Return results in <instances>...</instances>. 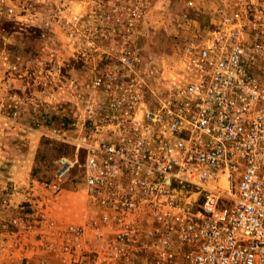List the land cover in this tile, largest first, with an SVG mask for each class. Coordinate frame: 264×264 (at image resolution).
<instances>
[{
	"label": "built area",
	"instance_id": "1",
	"mask_svg": "<svg viewBox=\"0 0 264 264\" xmlns=\"http://www.w3.org/2000/svg\"><path fill=\"white\" fill-rule=\"evenodd\" d=\"M155 1L53 2L85 74L57 80L81 111L32 121L74 149L54 160L46 189L61 193L81 170L87 208L80 222L47 203L29 213L44 224L30 245L49 259L39 264H264V0L224 2L186 54V79L165 90L144 49ZM34 4L0 0V21ZM27 217L0 233L33 234ZM12 245L0 243V264H14Z\"/></svg>",
	"mask_w": 264,
	"mask_h": 264
},
{
	"label": "rangeland",
	"instance_id": "2",
	"mask_svg": "<svg viewBox=\"0 0 264 264\" xmlns=\"http://www.w3.org/2000/svg\"><path fill=\"white\" fill-rule=\"evenodd\" d=\"M228 1H155L144 49L162 67L163 90L172 81L186 79V54L210 36L219 10ZM53 2L34 0L29 16H21L18 10L0 21V222L28 216L37 226L33 234L17 238L2 232L0 243L29 244L23 245L22 253L44 228L40 218L29 213L45 209L47 203L59 220L76 222L77 206L85 198L81 170L72 174L61 193L53 195L46 189L54 160L62 154L73 155L74 149L44 136L32 121L44 115L57 121L81 111L75 91L66 92L57 80L66 81L70 76L84 80L85 74L53 21ZM52 95L57 100L50 103ZM19 247L12 245L9 252Z\"/></svg>",
	"mask_w": 264,
	"mask_h": 264
},
{
	"label": "crops",
	"instance_id": "3",
	"mask_svg": "<svg viewBox=\"0 0 264 264\" xmlns=\"http://www.w3.org/2000/svg\"><path fill=\"white\" fill-rule=\"evenodd\" d=\"M78 214H77V220L76 222H80L84 219V215L86 213V208H87V202L86 199L84 198L79 204H78ZM68 221V220H67ZM10 245L13 244L14 246H18L20 245L19 248H14L12 249L13 251L12 256L14 258V264H22L24 261V257L27 255L30 258V264H39L41 259H47L48 258L45 257V252L44 251H38V252H34V248L32 250L31 247H29L26 251V253H22V248H23V244H19L18 242H12L9 241ZM5 246V245H4ZM40 250V249H38ZM4 257V256H3ZM49 264H54V260L52 261V259L49 261Z\"/></svg>",
	"mask_w": 264,
	"mask_h": 264
}]
</instances>
